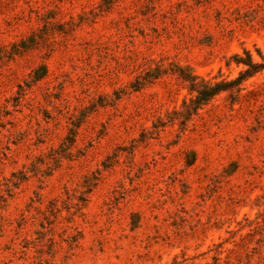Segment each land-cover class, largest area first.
I'll return each mask as SVG.
<instances>
[{
  "label": "rangeland",
  "instance_id": "rangeland-1",
  "mask_svg": "<svg viewBox=\"0 0 264 264\" xmlns=\"http://www.w3.org/2000/svg\"><path fill=\"white\" fill-rule=\"evenodd\" d=\"M264 0H0V264H264Z\"/></svg>",
  "mask_w": 264,
  "mask_h": 264
},
{
  "label": "trees",
  "instance_id": "trees-1",
  "mask_svg": "<svg viewBox=\"0 0 264 264\" xmlns=\"http://www.w3.org/2000/svg\"><path fill=\"white\" fill-rule=\"evenodd\" d=\"M244 53L246 58L238 54L233 57L235 63L238 66L243 65L244 69L240 72L239 77L232 81L221 80L218 82H211L209 80L199 79L189 68H181L182 72H188L186 75L181 74V79L189 83L190 91L195 93L190 104H185L189 116L196 112L200 107L206 105L218 94L230 91L234 88L240 89L239 87L242 82L264 70V60L262 63H257L252 59L249 51L245 50Z\"/></svg>",
  "mask_w": 264,
  "mask_h": 264
}]
</instances>
